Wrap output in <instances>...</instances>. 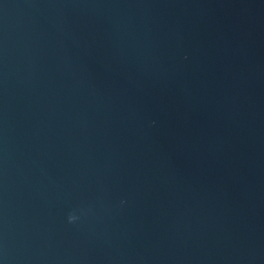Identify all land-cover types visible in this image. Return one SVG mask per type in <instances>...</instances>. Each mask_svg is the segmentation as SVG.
<instances>
[{"label": "water", "instance_id": "obj_1", "mask_svg": "<svg viewBox=\"0 0 264 264\" xmlns=\"http://www.w3.org/2000/svg\"><path fill=\"white\" fill-rule=\"evenodd\" d=\"M0 264H264V0H0Z\"/></svg>", "mask_w": 264, "mask_h": 264}, {"label": "clouds", "instance_id": "obj_2", "mask_svg": "<svg viewBox=\"0 0 264 264\" xmlns=\"http://www.w3.org/2000/svg\"><path fill=\"white\" fill-rule=\"evenodd\" d=\"M73 219H75V217H73V216H69V220H70V221L73 220Z\"/></svg>", "mask_w": 264, "mask_h": 264}]
</instances>
